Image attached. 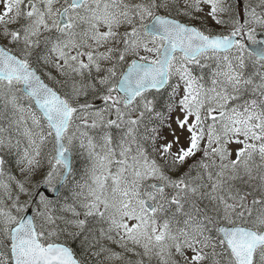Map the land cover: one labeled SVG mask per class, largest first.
Segmentation results:
<instances>
[{"label":"snow or ice","instance_id":"1","mask_svg":"<svg viewBox=\"0 0 264 264\" xmlns=\"http://www.w3.org/2000/svg\"><path fill=\"white\" fill-rule=\"evenodd\" d=\"M0 264H264V0H0Z\"/></svg>","mask_w":264,"mask_h":264}]
</instances>
